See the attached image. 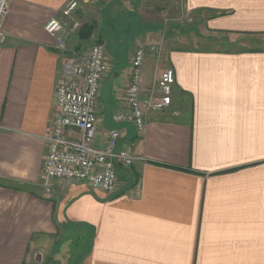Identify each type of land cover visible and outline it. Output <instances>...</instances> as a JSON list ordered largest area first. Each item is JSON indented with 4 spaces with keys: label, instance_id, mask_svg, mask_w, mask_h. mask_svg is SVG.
Wrapping results in <instances>:
<instances>
[{
    "label": "crops",
    "instance_id": "obj_1",
    "mask_svg": "<svg viewBox=\"0 0 264 264\" xmlns=\"http://www.w3.org/2000/svg\"><path fill=\"white\" fill-rule=\"evenodd\" d=\"M67 1L12 0L4 20L0 264H264V0L87 1L62 51L45 25ZM181 4L198 17L203 45L175 43L158 23ZM101 40L111 69L96 144L118 128V148L143 160L117 165L120 194L58 180L48 195L40 174L64 58ZM139 42L145 97L165 66L175 73L171 107L150 112L143 132L113 121Z\"/></svg>",
    "mask_w": 264,
    "mask_h": 264
},
{
    "label": "built area",
    "instance_id": "obj_2",
    "mask_svg": "<svg viewBox=\"0 0 264 264\" xmlns=\"http://www.w3.org/2000/svg\"><path fill=\"white\" fill-rule=\"evenodd\" d=\"M88 0H68L59 14L45 25L55 37L57 47L68 51V39L81 29L83 20L78 13ZM12 0H0V43L6 40L4 20ZM146 47L140 44L132 59V69L126 88V109L116 111L113 121L133 123L139 132L145 130L150 112L169 109L173 102L175 73L164 68L157 86L143 89V64ZM111 64L104 43H95L83 52L65 56L63 75L58 81L56 99L58 111L46 129L48 152L40 174L43 191L51 195L58 180L87 183L109 195L120 194L117 165L133 166L138 160L130 148H118L122 132L108 131L104 146L96 144L98 134L97 102L103 77ZM76 131L78 136L69 134Z\"/></svg>",
    "mask_w": 264,
    "mask_h": 264
},
{
    "label": "rangeland",
    "instance_id": "obj_3",
    "mask_svg": "<svg viewBox=\"0 0 264 264\" xmlns=\"http://www.w3.org/2000/svg\"><path fill=\"white\" fill-rule=\"evenodd\" d=\"M89 3L93 2V0H88ZM164 1V8L167 7V4L169 3V0H162ZM87 4V3H86ZM84 3L82 4V8H80V10H78V13L80 14L79 17H81L84 12L86 7L84 8ZM180 10H176L173 11L171 8L168 9V16H165V19L167 18V20H159L158 23L163 24L164 26L167 24V26H172L171 30H169V32L167 34H169L171 36V40L176 39L175 43H179L181 42L182 44H186V45H192L194 46L195 43L198 44V46L203 45L204 44V32L202 33L200 30V26H199V21H197L198 17H194L191 14H189L186 10V8L183 6V4H181ZM84 9V11H83ZM83 13V14H82ZM138 13V12H137ZM141 13V12H140ZM82 14V15H81ZM135 14V13H134ZM166 14V12H165ZM134 16V15H133ZM141 17V16H140ZM139 18V17H138ZM145 18V17H143ZM196 18V19H195ZM122 18H116V22H121ZM134 19V17H131V15H129L128 17L125 18L124 23H129L131 22V20ZM85 21V20H84ZM114 21V22H115ZM84 23V22H83ZM162 25V26H163ZM166 26V27H167ZM162 33V32H161ZM160 33V34H161ZM168 35V36H169ZM198 35V36H197ZM194 37V38H193ZM108 38V37H105ZM192 38V40H191ZM194 39V40H193ZM166 40H168V37L166 38ZM136 40H134L135 42ZM162 41V40H161ZM174 41V40H173ZM186 41V42H185ZM189 41H192L191 44H189ZM95 43V42H94ZM97 43H105L104 40H101V42H97ZM162 43V42H160ZM141 43L139 42L137 44V47L140 45ZM145 45V44H144ZM146 46V45H145ZM79 51V49L76 50V52ZM150 51H152L153 53L155 52L156 54H160L161 53V46L159 45H151L150 47ZM168 66H165L164 68H167ZM163 68V69H164ZM162 69V70H163ZM161 70V71H162ZM98 129V128H97ZM104 146V145H103ZM49 147V145H48ZM48 152V150H47ZM47 155V154H46ZM68 182V181H65ZM35 258H37V256H35ZM41 260V264H47L46 262H44L43 258L44 257H40ZM37 261V259H35ZM50 264H55V262L53 261Z\"/></svg>",
    "mask_w": 264,
    "mask_h": 264
},
{
    "label": "trees",
    "instance_id": "obj_4",
    "mask_svg": "<svg viewBox=\"0 0 264 264\" xmlns=\"http://www.w3.org/2000/svg\"><path fill=\"white\" fill-rule=\"evenodd\" d=\"M92 29H93L92 25L87 26V32L85 33V35L83 37L84 38H89L91 36Z\"/></svg>",
    "mask_w": 264,
    "mask_h": 264
}]
</instances>
